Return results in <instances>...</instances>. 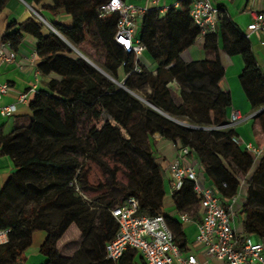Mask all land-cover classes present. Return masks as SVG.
<instances>
[{
	"label": "trees",
	"instance_id": "trees-1",
	"mask_svg": "<svg viewBox=\"0 0 264 264\" xmlns=\"http://www.w3.org/2000/svg\"><path fill=\"white\" fill-rule=\"evenodd\" d=\"M51 1L52 13L63 10L72 21L69 27L55 24V31L93 63H100L113 79L117 80L121 68L125 79L122 86H117L55 33L42 34V25L33 19L18 24L16 31L4 38L9 48L16 51L23 34L34 36L38 41V70L57 78L51 79L46 90L37 92L30 101L28 123L17 124L10 134L0 137L1 151L14 166V173L0 192V230H8L7 243L0 245V264H22V254L37 231L46 233L39 248L45 259L43 264H142L139 255L130 249L117 263L105 258V245L117 231L110 215L113 207L86 197L88 181L83 161L106 172L101 158H117L128 170L129 180L128 187L121 190L118 205L134 197L140 213L163 215L165 175L151 147L154 137L159 136L187 147L188 155L197 161L203 178L211 183L207 185L219 199H232L237 194L239 178L253 166L252 159L232 144L234 130L204 129L226 123L230 95L219 92L210 99L208 94L196 92L177 97L168 87L183 69L180 53L200 36L190 19L188 1H182L179 10L170 8L162 17L156 9L143 16L142 32L137 38L157 62L154 76L141 68L138 58L126 54L114 42L118 14L99 16V8L109 0ZM5 3L0 0V9ZM219 14L224 49L243 61L239 81L253 111L262 109L254 119L264 130V76L245 34L232 25L223 8H219ZM211 35L202 37L208 40ZM83 43L92 56L81 47ZM135 64L139 72L134 70ZM209 66L218 78L222 76L219 63L209 62ZM134 87L142 88V101L129 93ZM182 117L187 119L186 125L178 120ZM89 122L94 125L87 129ZM233 147L240 150L238 155ZM256 161L253 177L264 174V152ZM110 180L109 189L114 188L113 172ZM171 199L178 214H189L199 205L190 180H184ZM245 211L243 233L258 240L264 238V212ZM49 215H53L52 222L47 220ZM164 218L168 225V218ZM71 224L80 231L81 245L67 258L55 242ZM174 241L183 248L176 236Z\"/></svg>",
	"mask_w": 264,
	"mask_h": 264
},
{
	"label": "crops",
	"instance_id": "crops-1",
	"mask_svg": "<svg viewBox=\"0 0 264 264\" xmlns=\"http://www.w3.org/2000/svg\"><path fill=\"white\" fill-rule=\"evenodd\" d=\"M123 1L136 6L148 5L151 7L155 6L156 8L171 7L175 10L181 8V2L178 0H159L154 5L149 4L147 0ZM208 1L214 8H223L226 11L228 20L241 34L246 33V27L251 21L250 12L264 10V0ZM52 5L53 3L51 0H43L40 3H35L34 0H6V3L0 9V45L4 44V38H7L15 32L18 24L25 20L33 19L35 22L40 23L35 13L40 15L45 21V24L40 23L42 25V34L44 35L48 32H53L51 28H53L55 24L65 27L71 26L72 21L70 15L63 10L52 13L49 9ZM163 15L164 14H159L160 17ZM142 19L137 22L136 35L138 38L142 32ZM53 33L67 43L75 54L83 57L92 67L104 76H107L111 82L120 87L125 79V74L121 68L117 71V80H111L102 68L95 65V63L79 52L77 48L69 44L63 36L58 32ZM261 37L260 34L253 33L250 34L247 39L255 63L262 76H264V46L260 44ZM206 42H208V44ZM37 43L38 41L34 36L23 34L22 41L16 51H12L10 48L5 50L6 53L9 51L15 53V61L4 62L0 60V85L6 84L10 88L6 94L0 96V109L10 105L15 106V112L12 115L2 116L0 114V137L10 134L17 124L28 123L31 114L29 109L30 101L37 92L46 90V85L51 79L57 78L56 75H43L38 70L40 59L37 54ZM81 47L86 52L89 49L84 43L81 44ZM90 52L89 54H91ZM179 59L183 69L178 77L173 78L168 84V87L173 90L175 95L180 97L181 93L188 95L200 92L208 94L210 99H213L219 92L229 93L231 105L226 109L227 118L232 110H237L242 115V121L237 124L234 129L236 136L244 142L259 147L261 153L264 152V130H262L257 120L254 119V116L250 117L255 111L251 108L239 81L243 68V61L239 55H230L224 49L220 24H217L210 39L205 40L202 36L197 37L193 44L180 53ZM138 61L145 72L151 73L153 76L156 74L157 62L152 59L147 51H144L138 57ZM209 62L219 63L222 69L221 77L218 78L216 73H213L209 66ZM131 92L132 95L142 101V88L134 87ZM21 93H28V100L26 103L18 102L17 97ZM160 113L168 117L166 114ZM178 120L182 123L188 122L187 119L183 117L178 118ZM157 137L158 136L154 137L151 147L165 175L164 188L166 195L163 199L162 212L163 215L168 218V225L172 233L179 239L178 244L183 245V248L180 250L186 255H194L198 264H225L223 261L208 256L203 246L196 241V225L200 221L202 213L200 206L198 205L194 211H191L189 214L184 213L190 219L188 222L181 221L179 218L180 214L175 211L171 195H169L168 192L169 176L167 166L169 163L175 161L176 150L167 139ZM220 144L221 143H218V146H220ZM233 151L235 155H238L240 150L233 147ZM250 157L253 166L247 171L244 177L239 178V188L237 194L232 198L233 202L231 203L230 199L221 200L224 203L230 202L232 225L234 229L240 233H243V227L247 220L245 209L250 212H264V174L259 173L253 177L257 168V159H254L251 155ZM188 160L191 163H197L191 156L188 157ZM229 160L233 163L231 157ZM223 163L226 166V162L223 161ZM13 173L14 166L11 159L2 153L0 148V192ZM200 176L203 178L202 173H200ZM203 180L206 184L210 183L206 178H203ZM45 238L46 233L44 231L33 233L31 245L22 254V264L44 263L45 259L40 255L39 248ZM253 238H255V236H253ZM55 245L62 256L67 258L72 257L81 245L80 231L76 225L71 224L66 232L55 242Z\"/></svg>",
	"mask_w": 264,
	"mask_h": 264
},
{
	"label": "built area",
	"instance_id": "built-area-1",
	"mask_svg": "<svg viewBox=\"0 0 264 264\" xmlns=\"http://www.w3.org/2000/svg\"><path fill=\"white\" fill-rule=\"evenodd\" d=\"M154 5L159 0H147ZM189 2V16L192 23L199 29L200 36L214 32L219 23V9L214 8L208 0H178ZM171 7L156 8L155 6H136L125 3L123 0H109L99 8V16L105 17L110 13L118 14L115 25L114 42L126 53L137 58L145 51V47L137 38V22L151 9L165 14ZM251 21L246 27L245 36L257 33L262 37L261 46H264V10L250 12ZM37 20L44 23V19L35 13ZM51 28V27H50ZM53 32H56L51 28ZM9 43L0 45V60L14 62V52L5 50ZM137 72L140 70L135 64ZM10 88L6 84L0 85V96L6 94ZM18 102L26 103L28 93H21ZM262 109L255 111V116ZM15 112V106L10 105L0 109L2 116H10ZM242 121V115L232 110L224 125L205 127V130H234ZM186 125V124H183ZM161 138V137H157ZM234 146L240 147L254 159L261 155V149L251 143L231 138ZM176 150V159L167 166L168 192L173 195L178 191L184 180L194 184V192L199 198L201 208L200 221L196 225V241L201 244L210 257L225 264H264V238L258 240L252 236L237 232L231 221L230 202L222 204L215 191L208 186L200 176L201 168L197 163L188 160L189 150L179 143H171ZM233 202V199L231 200ZM140 205L134 197L114 206L110 215L117 225L113 239L105 245V258L117 263L127 250H134L142 260V264H198L194 255L184 254L174 241V236L166 224L163 215L149 216L139 211ZM183 222L190 221L185 214H180ZM8 230H0V245L7 243Z\"/></svg>",
	"mask_w": 264,
	"mask_h": 264
},
{
	"label": "rangeland",
	"instance_id": "rangeland-1",
	"mask_svg": "<svg viewBox=\"0 0 264 264\" xmlns=\"http://www.w3.org/2000/svg\"><path fill=\"white\" fill-rule=\"evenodd\" d=\"M87 52L89 54L90 50L88 49ZM99 64L100 63H98L97 66L100 67ZM108 77L111 80H114L110 75H108ZM93 125L94 124L92 122L87 123V129ZM101 160L106 165V172L103 171L101 167L90 161H83L84 171L87 173L88 181V187L84 193L86 197L90 199H97L101 204H109L111 207H114L120 202L119 196L121 194V190H125L128 187V170L119 160H117V158L113 156L102 157ZM112 172L114 173V188L109 189L108 187L112 186L110 180ZM47 220L52 222L54 220L53 215H49Z\"/></svg>",
	"mask_w": 264,
	"mask_h": 264
},
{
	"label": "water",
	"instance_id": "water-1",
	"mask_svg": "<svg viewBox=\"0 0 264 264\" xmlns=\"http://www.w3.org/2000/svg\"><path fill=\"white\" fill-rule=\"evenodd\" d=\"M120 86H122V84Z\"/></svg>",
	"mask_w": 264,
	"mask_h": 264
}]
</instances>
